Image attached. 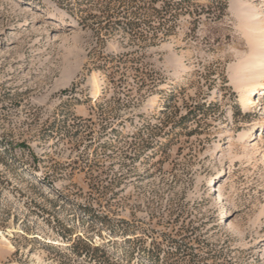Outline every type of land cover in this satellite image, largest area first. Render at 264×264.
<instances>
[{
  "label": "rangeland",
  "instance_id": "374dc122",
  "mask_svg": "<svg viewBox=\"0 0 264 264\" xmlns=\"http://www.w3.org/2000/svg\"><path fill=\"white\" fill-rule=\"evenodd\" d=\"M254 10L0 0V264H264Z\"/></svg>",
  "mask_w": 264,
  "mask_h": 264
},
{
  "label": "bare ground",
  "instance_id": "6f19581e",
  "mask_svg": "<svg viewBox=\"0 0 264 264\" xmlns=\"http://www.w3.org/2000/svg\"><path fill=\"white\" fill-rule=\"evenodd\" d=\"M255 10L249 13L253 16V18H246L248 20L244 22V25L242 27L246 28L245 31L247 32L246 36L249 39L250 48V52L248 53L246 61L244 62L246 64L245 68L247 71L251 70L252 72L251 75L247 77L246 81L243 83V89L239 91L238 99L243 103L247 101V105L249 106V108L250 106L254 107L256 101L254 97H251L250 99L248 97L252 96L256 87L261 84V79L264 78V15L260 11ZM235 12H238V15L236 17H238L239 20L245 19L244 15L248 13L245 6L237 8ZM94 94L95 96H98L100 94V91L97 90ZM260 126L262 128L264 127L263 124H261ZM249 133V130L243 131L242 139L246 138ZM228 188L229 186L227 185L225 189Z\"/></svg>",
  "mask_w": 264,
  "mask_h": 264
},
{
  "label": "trees",
  "instance_id": "16d2710c",
  "mask_svg": "<svg viewBox=\"0 0 264 264\" xmlns=\"http://www.w3.org/2000/svg\"><path fill=\"white\" fill-rule=\"evenodd\" d=\"M152 16L156 19V21L160 24H162V19H164L165 15L168 13V8L166 9H159L157 7H153Z\"/></svg>",
  "mask_w": 264,
  "mask_h": 264
}]
</instances>
